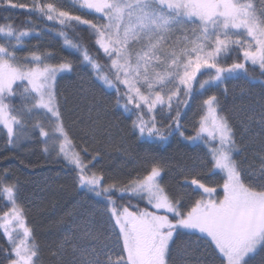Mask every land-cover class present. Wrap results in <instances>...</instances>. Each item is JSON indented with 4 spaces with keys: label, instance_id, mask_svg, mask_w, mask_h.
<instances>
[{
    "label": "snow or ice",
    "instance_id": "1",
    "mask_svg": "<svg viewBox=\"0 0 264 264\" xmlns=\"http://www.w3.org/2000/svg\"><path fill=\"white\" fill-rule=\"evenodd\" d=\"M69 2L82 11L98 14L106 22L82 20L58 9L54 3L33 0L29 6L0 0L11 8L46 16L48 21H57L71 31L80 25L88 26L96 36L98 50L103 49L110 65L100 64L86 48L69 39L66 32L59 35L64 37L65 45L82 49L83 61L91 66L96 78L116 91V103L124 100L125 110L137 113L132 127L141 137L160 142L167 139L156 120V113H162L165 107L171 118L167 126L169 134L180 131L183 125L179 106L188 104V99L181 97L203 94L241 72L247 74L249 65L258 66L264 74V0L259 7L253 0ZM185 24L196 27L186 29ZM177 32L181 35L172 40ZM27 36L28 31L12 24L0 25V125L7 130L11 146L21 138L16 129L23 128L24 116L34 113L45 116L51 132L40 121L35 125L44 137L45 151H50L47 144L53 140L51 151L72 166L78 183L109 206L110 218L114 219L109 234L110 238L114 235L112 244H104L99 250L95 247L83 250L80 264H169L172 245L181 235L196 236L197 242L203 241L218 255L220 264H250L252 257L264 252V161L256 172L235 159L238 153L235 132L216 95L202 101L201 110L205 114L199 128L195 135L186 137L194 146L201 142L212 145L208 147V158L200 164L202 169L207 168L206 174L197 172L195 167L181 170L185 188L190 191L175 194L161 186L166 164L156 156L145 157L149 163L142 178L133 179L124 187L105 184L103 174L91 171L92 161L99 153L86 161L88 148L76 151L62 119L57 75L72 71V64L49 63L51 53L32 51L18 55ZM134 45H140L139 50ZM232 53H237V59L226 64ZM205 72L207 79L198 80V73ZM194 83H198V89L193 87ZM121 86L125 89L123 93ZM18 95L22 101L19 109L9 103ZM174 101L176 115L172 116ZM180 135L184 133L181 131ZM221 174L222 185L209 186L203 182L208 176ZM17 193V185L0 182V195L12 205L0 215V229L12 245L8 255L15 257L9 264H36L39 245L33 240L24 209L17 204ZM114 196L146 198L154 211L141 210L138 205H118ZM132 207L136 210H130ZM161 210L166 214H158Z\"/></svg>",
    "mask_w": 264,
    "mask_h": 264
},
{
    "label": "trees",
    "instance_id": "2",
    "mask_svg": "<svg viewBox=\"0 0 264 264\" xmlns=\"http://www.w3.org/2000/svg\"><path fill=\"white\" fill-rule=\"evenodd\" d=\"M13 2L31 6L33 0ZM39 2L54 3L58 9L80 16L82 20H91L96 24L106 22L98 14L73 7L69 0ZM253 2L257 7L261 4V0ZM73 3L78 4L79 0H73ZM5 24L29 32V36L23 38L24 45L18 55L24 56L32 51L51 53L53 58L49 63L72 64V71L58 75L56 82L62 119L76 151L88 148L86 161L99 153L98 158L92 161L94 166L91 171L103 174L105 184L116 183L118 187H124L129 181L142 178L149 163L145 157L156 156L166 164L161 186L175 194L190 191L185 188L181 170L195 167L197 172L206 174L207 168L202 169L200 164L208 158V147L212 145L201 142L194 146L186 137L196 134L200 119L205 114L201 110L202 101L209 95L217 96L224 109L223 114L229 117L238 149L235 159L250 171L259 172L264 161V74L258 66L249 65L247 74L241 72L203 94L181 97L182 100L188 99V104L179 106L180 123L183 125L180 131L169 134L167 126L171 118L168 109L165 107L162 113L158 111L157 127L167 136L165 141L160 142L141 137L133 129L132 121L136 119L137 113L126 111L124 100L118 105L116 91L96 78L91 66L83 61L82 49L65 45L64 37L59 35L62 31L66 32L69 39L86 48L100 64L110 65L111 61L105 57L103 49L98 50L96 36L88 26L80 25L71 31L57 21H48L46 16L42 17L39 13L14 9L0 3V25ZM236 59L237 53H232L225 63L231 64ZM207 76L206 72L198 73V80L207 79ZM193 87L198 89V83H194ZM120 91H125L123 86ZM9 103L17 109L22 106L19 95ZM171 115H176L175 101ZM148 118L146 115L145 119ZM23 119V128L16 129L21 138L15 145L8 144L7 130L0 125V182L18 187L17 203L24 209L33 240L39 245V260L36 264H80L83 250L93 247L99 250L104 244L111 246L114 235L110 238L109 234L114 219L110 218L109 206L103 198L95 196L78 183L72 166L58 157L56 151H51L53 140L50 139L47 144L50 151H45L44 137L40 136L39 128L35 125L40 121L45 130L51 132L47 118L34 113ZM181 131L183 136L180 135ZM203 182L209 186L222 185V174L208 176ZM114 199L124 207L131 204L138 205L141 210L152 209L146 198L141 200L124 196L121 199L114 196ZM10 208L6 197L0 195V215ZM131 210L135 211L136 208L132 207ZM11 247L7 236L0 229V264H8L14 258L8 255ZM115 254L112 253L113 258ZM101 259L104 257L101 256ZM169 264H220V260L203 241L197 242L196 236L181 235L172 245ZM250 264H264V252L252 257Z\"/></svg>",
    "mask_w": 264,
    "mask_h": 264
},
{
    "label": "rangeland",
    "instance_id": "3",
    "mask_svg": "<svg viewBox=\"0 0 264 264\" xmlns=\"http://www.w3.org/2000/svg\"><path fill=\"white\" fill-rule=\"evenodd\" d=\"M183 27H185L186 29H190V28H192V27H196V25H192V24H185V25H183ZM181 35V33H179V32H177L173 37H172V40H175L177 37H179ZM169 43H171V41H169ZM134 47V49L135 50H139V48H140V45H134L133 46ZM158 71L159 70H162V69H157ZM65 72H68V71H65ZM61 73H63L64 74V72H61ZM61 73H58V75H60ZM58 75H57V77H58ZM142 91L144 92V93H146L147 94V92H146V90L145 89H143L142 88ZM221 195H222V193H221ZM18 204V203H17ZM19 205V204H18ZM20 206V205H19ZM11 207H12V205H11ZM21 207V206H20ZM131 210V209H130ZM144 210V209H143ZM148 211H154V209L152 208H150V209H147ZM132 211H134V210H132ZM161 212H164V213H166L165 211H163V210H161L158 214H161V215H163V213H161ZM26 217V216H25ZM26 222H27V219H26ZM27 225L29 226V224H28V222H27ZM30 227V226H29ZM13 228H15V225H13ZM14 235H15V233H14ZM17 242H19V241H17ZM14 256V255H13ZM15 258V257H14ZM9 264V263H8Z\"/></svg>",
    "mask_w": 264,
    "mask_h": 264
}]
</instances>
